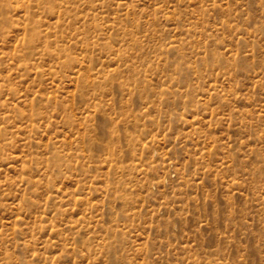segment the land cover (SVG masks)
<instances>
[{"label": "rangeland", "instance_id": "obj_1", "mask_svg": "<svg viewBox=\"0 0 264 264\" xmlns=\"http://www.w3.org/2000/svg\"><path fill=\"white\" fill-rule=\"evenodd\" d=\"M5 2L0 264H264V0Z\"/></svg>", "mask_w": 264, "mask_h": 264}, {"label": "bare ground", "instance_id": "obj_2", "mask_svg": "<svg viewBox=\"0 0 264 264\" xmlns=\"http://www.w3.org/2000/svg\"><path fill=\"white\" fill-rule=\"evenodd\" d=\"M5 0H2V3L0 4V10L1 11H3L4 13L6 12V8H8L7 7V4H6V2L5 3H3ZM47 2V1H46ZM54 4V3H53ZM47 6V5H46ZM55 5H50L49 6V8H53ZM30 19H32V18H30ZM33 21H32V23H31V28L33 29V31H34V33H32L31 34V39H33V38H35V37H37L38 35L40 36V30L38 29L40 26H39V24H40V22L38 21V20H34V19H32ZM4 26H3V24H0V31H2L4 28H3ZM42 38V35L40 36V38L39 39H41ZM45 42H46V40H45Z\"/></svg>", "mask_w": 264, "mask_h": 264}]
</instances>
